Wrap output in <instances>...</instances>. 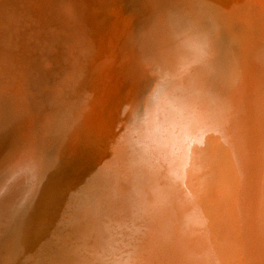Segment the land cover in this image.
I'll return each instance as SVG.
<instances>
[{
  "label": "rangeland",
  "instance_id": "1",
  "mask_svg": "<svg viewBox=\"0 0 264 264\" xmlns=\"http://www.w3.org/2000/svg\"><path fill=\"white\" fill-rule=\"evenodd\" d=\"M150 1L152 3L149 0H0V212L6 215L5 219L3 218L4 222L0 221V264H178L179 262V264H194L196 260V264H264V242H260L259 248L252 246L250 248L252 251H250L248 244L246 245V241L249 240L245 236H243L244 240L239 238L242 234L241 231L244 232L249 223V212L246 211L249 206H246V204L248 205L246 201L247 197H251L249 193L254 192L251 188L259 185L264 186V141L258 145V152H261L258 153V158L262 155L261 164L260 158L253 157L255 150H252V155L249 154L252 151L243 152L245 156L247 154V157L242 155V150L246 149V143L251 148L250 137L246 130L255 128V125L257 126L260 121L264 120L262 102H259L264 82L260 83L262 77L259 76L260 72H258L255 63L256 45L259 42L253 26L255 19L250 16V20L240 10V13L236 14L229 11L228 8L226 9L229 12L227 11L221 16L224 19L228 18L226 19L227 24L223 20L213 17L210 26L214 27L222 21L220 23L226 26L228 40L240 43L233 42L236 44V50H241L242 45L245 48L238 55L239 58L241 54L243 57L241 56L238 61L240 68H238L239 72L237 71L235 77L231 74L232 66L230 65V59L234 55H232L233 53L226 54L227 58L222 63L223 72L219 69L221 74L223 73L222 77L221 74L215 75L216 72L212 70L215 67L214 59H221V54L219 53V55L217 52L220 38L208 35L207 22L199 10L205 4L206 11L210 13L209 6L212 0H193L192 2L189 0H173V2L172 0H158V2L156 0L158 4L155 0ZM254 3L253 7L261 13L264 12L259 8V2ZM261 3L264 4V0ZM159 6H161V11ZM182 9L184 11L189 9L192 18H190L189 12L187 14ZM194 9L195 11H193ZM177 15L181 17L180 22ZM263 15L264 13H262ZM186 20H190L188 23L190 25L192 23L191 26L194 27V29L191 27L192 30H188L190 33L186 31V28L183 29ZM176 24L179 26L178 28L175 26ZM216 26L214 28H217ZM111 27L116 30H111ZM212 27L211 30L214 29ZM238 30L239 35L236 34ZM114 32L116 34L119 32V34L116 35ZM177 32L180 33L179 36L176 35ZM187 33L189 36L185 35ZM190 35L195 38H190ZM186 36L188 37L186 38ZM202 38H205L204 44L202 43L204 49L209 47L207 54L201 52V49L196 52L194 49L197 48L194 47V44L191 46L192 41L198 44V39ZM104 40L105 42H103ZM169 40L171 42H168ZM238 40L246 41L242 44ZM106 41L112 46L107 45ZM187 42L190 44V48ZM184 50L191 52L189 54ZM193 51L194 53L191 54ZM140 55L147 57L146 61L149 60L150 67L144 68L148 75H146L144 83L139 84L141 87L135 96V99L137 98L135 111L133 108L130 110L133 113L132 122L131 124L128 121L123 123L125 121L123 117L125 115L126 118L128 108L125 107L122 116L120 114L118 117V110L116 111L110 105L113 98H116L120 93H124L125 99L128 90H124L126 87L124 84L127 83L128 78H131L130 82H133L134 85H138L137 78L139 75L142 77L139 74L140 70L143 66H147L145 59ZM242 64H245L244 67L247 68L250 65V69L246 70ZM152 68L155 69L152 70ZM186 73L191 75L187 76ZM132 76H137V81ZM184 78L189 80L188 83ZM193 78L195 80L197 78L198 81L196 82ZM208 78L210 80H207ZM116 84L118 85L116 86ZM259 88L261 89L257 92ZM152 90L155 96L152 95ZM195 90H198L196 91L198 93ZM186 91L190 92L187 94ZM204 91L209 94H206L207 98L211 99L212 97V100L215 101L212 102V105L216 106L209 104L208 109H211L212 112L204 110L203 115H200L202 108L200 109L197 100L200 102ZM214 92L215 94H213ZM216 94L218 95L216 96ZM186 96L188 99H185ZM227 98L230 99V103ZM120 100L121 103L124 101ZM227 103L229 104L227 105ZM255 106L258 107L255 108ZM148 107H151L152 111H150L151 108L147 109ZM234 110L237 114L234 117L238 116L236 120L232 117L235 113ZM183 112L189 116L183 115L186 117L184 120L182 119L181 128L178 126L180 123L178 116ZM208 114L210 118L207 117ZM168 116L173 120L170 131L174 132L168 133L170 140L168 139L167 143L169 144L164 147L162 146L165 137L163 133L167 127ZM176 116L177 125L175 124ZM230 116L240 124H238L235 134L239 137L235 136L234 139L232 134L229 135L232 133ZM202 117L207 120L204 121ZM141 119L139 127L134 129ZM145 123L149 125H145ZM124 124L125 126H123ZM162 127L164 128L161 129ZM157 133L163 137H159ZM172 134L173 136H171ZM156 136L158 139L155 138ZM259 137L257 135V139L261 141ZM235 146L236 151L234 152L232 150H235ZM161 147L167 149L164 153L167 161L163 160L162 168L159 171V168L153 165L155 157L152 156H155L162 149ZM217 155L218 158L226 160L221 159L220 161ZM231 157L234 161L231 160ZM240 157L243 160L239 159ZM248 158L254 162L249 161ZM176 160L181 161L175 163ZM186 160L187 163H190L189 165L193 164L190 167L191 170L186 166ZM214 161L215 164L217 163L216 165H219V170L215 168V164H212ZM222 161H226L225 163L228 165L222 163L226 169L228 168L226 173L225 168H221L223 167L220 164ZM181 165L185 172H182ZM152 166L153 169H151ZM242 167L245 172L244 170L241 172ZM174 170L177 171L176 176L175 173L173 174ZM205 170L206 173H204ZM158 173L159 176L156 179L155 174L158 175ZM103 174L105 175L103 176ZM222 174L225 176L224 182L221 184L222 187L218 186V189L216 186L215 188V182L217 184L219 179L223 180ZM184 176L185 184L182 186ZM208 178L210 179L209 183L207 182ZM227 180L228 183L225 184ZM157 182H159L158 185H155ZM212 184L214 185L212 186ZM164 190L166 191L164 192ZM256 190H258L257 187ZM29 194L32 196L30 197ZM256 194L259 193L256 192ZM256 194H251L252 200L255 199ZM15 198L17 201L14 200ZM11 203L14 205H10ZM22 204H26L24 208ZM188 207H190L189 210L196 209L194 214L187 212ZM200 209L205 211V215L202 213L204 211ZM225 210L226 213L232 215L233 219L229 220L230 217L225 213ZM214 211L220 213L214 214ZM185 213L190 217L183 216ZM165 216L167 217L164 218ZM225 217L227 218L225 219ZM176 218L177 221H175ZM219 218H222V224ZM192 219H196L199 224ZM225 221H228L227 226L230 228L228 229H232L233 233L228 231ZM8 223L13 228H10L9 225L7 227ZM230 224L237 226L234 225L231 228ZM209 225L211 226L209 227ZM2 227L5 229L2 230ZM203 227L205 228L203 229ZM157 229H159V233L162 232L159 234ZM165 229L168 231L166 232ZM235 230L237 231L235 232ZM215 232L218 233L217 236ZM180 233H185L187 236H183L182 240L176 239ZM208 233L209 236H207ZM210 237L212 239H209ZM223 238L224 241L226 239V244H223ZM237 238L239 239L237 240ZM240 241L243 243L241 244ZM213 242L215 243L213 244ZM232 243L236 244V247L233 248ZM211 248L216 249L213 251ZM243 248H247V252ZM255 248L257 249L255 250ZM181 249H185V254ZM233 250L237 251L233 252ZM183 254L187 257L182 256Z\"/></svg>",
  "mask_w": 264,
  "mask_h": 264
},
{
  "label": "bare ground",
  "instance_id": "2",
  "mask_svg": "<svg viewBox=\"0 0 264 264\" xmlns=\"http://www.w3.org/2000/svg\"><path fill=\"white\" fill-rule=\"evenodd\" d=\"M141 1V0H140ZM146 1V0H145ZM156 1V0H155ZM158 1V0H157ZM157 1H156V4H158L157 3ZM163 1V0H162ZM161 1V2H162ZM166 1V0H165ZM189 1H193V0H189ZM223 1V2H222ZM261 1L262 0H215V1H213L212 0V3H211V5L209 6L210 7V13H208L207 11H206V9L205 8H207V6L205 5H202V7H200L201 9H199V10H201V12H200V14H203V17H204V20L207 22L206 24H207V28H206V30H208V35H211V36H213V37H215V38H217L218 39V37L220 38L219 40V45H217V52H218V54L220 55V57H221V59H217V60H215L214 59V63H213V65L215 66L212 70H213V72L215 71L216 72V74L215 75H219V74H221V71H222V63H223V61L224 60H226V54H229V53H233L232 55H234L233 56V58H231L230 60V62H231V66H232V76L233 77H235V75H236V73H237V71L239 70L238 68H240L239 67V62L238 61H240V59H241V56H242V54H241V56H240V58L238 57V55H240L239 53H242V49H245V48H243L244 47V45H242L243 47H242V51L239 49V50H236V44L235 43H237V44H240V43H238V42H235V40L233 41V42H235V43H233L232 42V40L230 41V40H228V38H227V33H226V26L223 24V23H220V22H222V21H220L218 24H216L215 26L217 27V28H214V27H212V26H210V23H211V21L213 20V17L214 18H218L219 20L221 19V20H223L226 24H227V20L226 19H228V18H226V19H224V17H221L224 13H227V9L226 8H228L229 9V11H232V12H234V13H236V14H239L240 12H239V10L241 11V13L246 17V18H250V20H251V17L252 18H254L255 20H254V24H253V26H254V29H255V33L257 34V39H258V43H257V45H256V61H255V63H256V66H257V68H258V72H260V74H259V76H261L262 77V79L260 80V83H261V81L262 82H264V40H263V37H264V25L262 26V24H264V15L262 16V13H264V12H260V11H258V9L257 8H255V7H253L252 5L253 4H255L254 2H259L260 3V6H259V8H260V10H264V4H262L261 3ZM51 2V1H50ZM149 2L150 3H152L150 0H149ZM154 2V1H153ZM159 2V1H158ZM172 2H173V0H172ZM175 2V1H174ZM69 3V2H68ZM129 3V2H128ZM164 3V2H163ZM176 3V2H175ZM181 3H183V2H181ZM199 3V2H198ZM201 3V2H200ZM210 3V2H209ZM209 3L207 4V5H209ZM107 4H110V3H107ZM117 4V3H116ZM136 4V3H135ZM174 4V3H173ZM179 4V3H178ZM193 4V3H192ZM196 4V3H195ZM223 4V5H222ZM143 5V4H142ZM145 5V4H144ZM160 5V4H159ZM161 5H163V4H161ZM175 5V4H174ZM194 5V4H193ZM104 6V5H103ZM116 6V5H115ZM114 6V7H115ZM129 6V5H128ZM150 6V5H149ZM148 6V7H149ZM164 6V5H163ZM184 6V5H183ZM200 6V5H199ZM145 7V6H144ZM143 7V8H144ZM156 7H157V5H156ZM155 7V8H156ZM161 6H159V8H160ZM187 7V6H186ZM208 7V8H209ZM153 8V7H152ZM158 8V9H159ZM164 8V7H163ZM107 9V8H106ZM146 9V8H145ZM154 9V8H153ZM181 9V8H180ZM180 9H179V11H180ZM190 9V8H189ZM189 9H187L186 11H184L183 9H182V11H184V12H187V14H188V12H189ZM192 9V8H191ZM224 9V10H223ZM149 10V9H148ZM152 10V9H151ZM156 11H158L157 9H155ZM178 10V9H177ZM177 10H176V13H177ZM110 11V10H109ZM130 11H132V10H130ZM145 11V10H144ZM160 11H161V8H160ZM193 11H195V9L193 10ZM192 11V12H193ZM228 11V12H229ZM159 12V11H158ZM167 12V11H166ZM196 12H197V10H196ZM155 13V12H154ZM107 14V13H106ZM112 14V13H111ZM129 14V13H128ZM193 14H195V13H193ZM199 14V15H200ZM235 14V15H236ZM137 15V14H136ZM140 15H142V14H140ZM156 15V14H155ZM159 15H160V13H159ZM159 15H157V16H159ZM170 15V14H169ZM212 17H211V16ZM228 15V14H227ZM156 16V17H157ZM164 16H165V14H164ZM166 16H168V15H166ZM181 16V15H180ZM189 16H191L190 15V12H189ZM224 16H226V15H224ZM251 16V17H250ZM103 17V16H102ZM105 17V16H104ZM114 17V16H113ZM129 17V16H128ZM173 17V16H172ZM177 17H178V15H177ZM182 17H184V16H182ZM186 17V16H185ZM133 18V17H132ZM140 18V17H139ZM158 18V17H157ZM156 18V19H157ZM161 18V17H160ZM166 18H168V17H166ZM181 17H178V20L180 19ZM190 18H192V16L190 17ZM159 19V18H158ZM161 19H163V18H161ZM164 19H165V17H164ZM183 19V18H182ZM189 19V18H188ZM203 19V18H202ZM202 19H201V21H202ZM216 19H214V20H216ZM167 20V19H166ZM191 20V19H190ZM190 20H186V22L184 21V23H185V25H183V29L184 28H186L187 30L186 31H188L189 29H191V27H193V26H191L192 25V23H191V25L188 23ZM106 21V20H105ZM135 21V20H134ZM174 21H175V19H174ZM176 21H177V19H176ZM192 21H194V20H192ZM198 21V20H197ZM256 21V22H255ZM121 22V21H120ZM160 22V21H159ZM178 22V21H177ZM179 22H180V20H179ZM182 22V21H181ZM204 22V21H203ZM202 22V23H203ZM136 23V22H135ZM158 23V22H157ZM169 23V22H168ZM183 23V24H184ZM201 23V24H202ZM212 23H214V22H212ZM215 23H216V21H215ZM214 23V24H215ZM113 24V23H112ZM173 24V23H172ZM214 24H212V25H214ZM261 24V25H260ZM103 25V24H102ZM110 25V24H109ZM135 25V24H134ZM194 25V24H193ZM248 25V24H247ZM112 26V25H111ZM142 26V25H141ZM155 26V25H154ZM171 26V25H170ZM175 26H177V24L175 25ZM194 26H196V25H194ZM204 26V28H205V24L203 25ZM100 27H101V24H100ZM114 27V26H113ZM113 27H111L112 29L111 30H113L114 28ZM166 27V26H165ZM172 27H173V25H172ZM179 26H177V28H178ZM211 27L212 28H214V29H212L211 30ZM167 28V27H166ZM174 28V27H173ZM176 28V29H177ZM181 28H182V26H181ZM200 28V27H199ZM105 29V28H104ZM159 29V28H158ZM161 29V28H160ZM172 29V28H171ZM175 29V28H174ZM180 29V28H179ZM193 29H194V27H193ZM250 29V28H249ZM99 30V29H98ZM97 30V31H98ZM110 30V31H111ZM114 30H116V29H114ZM155 30V29H154ZM162 30V29H161ZM169 30V29H168ZM192 30V29H191ZM210 30V31H209ZM214 30V31H213ZM216 30H217V33H216ZM235 30V29H234ZM247 30V29H246ZM103 31V30H102ZM109 31V32H110ZM121 31V30H120ZM170 31V30H169ZM185 31V32H186ZM201 31V30H200ZM203 31V30H202ZM107 32V31H106ZM122 32V31H121ZM148 32V31H147ZM152 32V31H151ZM181 32H182V30H181ZM211 32V33H210ZM230 32V31H229ZM236 32V31H235ZM241 32V31H240ZM104 33V32H103ZM111 33H113V32H111ZM115 33V32H114ZM126 33V32H125ZM183 33H184V31H183ZM188 33H190V31H188ZM188 33L187 34H185V35H188ZM203 33V32H202ZM238 33V34H237ZM108 34H110V33H108ZM116 34V33H115ZM117 34H119V32L117 33ZM116 34V35H117ZM122 34H124V33H122ZM195 34V33H194ZM214 34H215V36H214ZM232 34V33H231ZM236 34L237 35H239V30L236 32ZM161 35V34H160ZM176 35H180V33H178L177 32V34ZM183 35V34H182ZM203 35H204V33H203ZM207 35V34H206ZM86 36V35H85ZM132 36V35H131ZM155 36V35H154ZM189 36V35H188ZM188 36H186V38L188 37ZM200 36H202V35H200ZM205 36V35H204ZM210 36V37H211ZM229 36H231V35H229ZM108 37V36H107ZM112 37H113V35H112ZM170 37V36H169ZM192 37H194L195 38V36H192ZM191 37V35H190V38H192ZM197 37V36H196ZM208 37V36H207ZM206 37V38H207ZM209 37V38H210ZM234 37V36H233ZM246 37V36H245ZM173 38V37H172ZM183 38V37H182ZM185 38V37H184ZM185 38V39H186ZM212 38V37H211ZM236 38V37H235ZM247 38V37H246ZM249 38V37H248ZM106 39H108V38H106ZM175 39V38H174ZM179 39H181V38H179ZM185 39H183L184 41H185ZM205 39V38H204ZM203 38L202 39H198V41L196 40V39H192V40H196L197 41V43L198 44H196L195 42H193L191 39H189V40H191L192 41V44H191V46L194 44V47H196L197 49H194L196 52L197 51H199L198 49H201L202 51L201 52H206V54H207V52H208V48H206V50L204 49L205 47H203L202 46V43L204 44V40ZM237 39V38H236ZM254 39V38H253ZM123 40V39H122ZM165 40V39H164ZM182 40V39H181ZM210 40V39H209ZM241 40V39H240ZM240 40H238V41H240ZM152 41V40H151ZM186 41H187V39H186ZM246 41V40H245ZM245 41L243 40V42L245 43ZM103 42H105V40L103 41ZM107 42L108 41H106V44H107ZM148 42V41H147ZM168 42H171V40H169ZM189 42V41H188ZM187 42V43H188ZM207 42V41H206ZM210 42H211V40H210ZM215 42V41H214ZM241 42V41H240ZM243 42H241L242 44H243ZM184 43H186V42H184ZM209 43V42H208ZM208 43H207V45H208ZM106 44H105V46H106ZM167 44V43H166ZM177 44H179V43H177ZM180 44H182L181 42H180ZM189 44V43H188ZM235 44V45H234ZM107 45H109L110 46V44H107ZM123 45V44H122ZM163 45V44H162ZM247 45V44H246ZM245 45V46H246ZM104 46V45H103ZM102 46V47H103ZM112 46V45H111ZM110 46V47H111ZM125 46V45H124ZM156 46V45H155ZM185 46H186V44H185ZM190 46V44H189V48L191 47ZM210 46H211V44H210ZM85 47V46H84ZM161 47H163V46H161ZM175 47V46H174ZM193 47V48H194ZM212 47V46H211ZM220 47H224V48H220ZM239 47V46H238ZM109 48V47H108ZM122 48V47H121ZM159 48H160V46H159ZM176 48V47H175ZM186 48H188V45L186 46ZM188 48V49H189ZM151 49V48H150ZM158 49V48H157ZM183 49V48H182ZM208 49V50H207ZM211 49V48H210ZM127 50V49H126ZM154 50V49H153ZM170 50V49H169ZM173 50V49H172ZM177 50V49H176ZM192 50V49H191ZM215 50V49H214ZM109 51V50H108ZM125 51V50H124ZM135 51V50H134ZM185 51V50H184ZM212 51V50H211ZM226 51H227V53H226ZM77 52V51H76ZM137 52V51H136ZM135 52V53H136ZM168 52V51H167ZM183 52V51H182ZM185 52H187V51H185ZM191 52V51H190ZM190 52L188 51L187 53H189L190 54ZM210 52V51H209ZM113 53V52H112ZM117 53V52H116ZM172 53V52H171ZM178 53V52H177ZM186 53V54H187ZM194 53V51L191 53V54H193ZM200 53V52H199ZM245 53V52H244ZM198 54V53H197ZM217 54V53H216ZM129 55V54H128ZM148 55L150 56V54L148 53ZM195 55V54H194ZM193 55V56H194ZM200 55H201V53H200ZM209 55V54H208ZM219 55H218V57H219ZM232 55H230V56H232ZM130 56V55H129ZM140 56H142L144 59H145V61H146V58L143 56V55H140ZM157 56H158V54H157ZM164 56V55H163ZM177 56V55H176ZM186 56V55H185ZM184 56V57H185ZM199 56V55H198ZM198 56H197V59H198ZM107 57V56H106ZM122 57V56H121ZM196 57V56H195ZM206 57V56H205ZM225 57V59H223V58ZM243 57V56H242ZM140 58V57H139ZM181 59H182V57H180ZM239 58V59H238ZM120 59V58H119ZM187 59V58H186ZM185 59V60H186ZM196 60V59H195ZM140 61H142L143 62V60H140ZM149 61V60H148ZM148 61H146V63H147V66L145 67V66H143L142 67V70H140V72L141 73H139V74H141L142 75V77L139 75V78H137V80H136V77L138 76H132L133 77V79H135L138 83V85H134V83L133 82H130L131 81V78H128L127 79V83L125 82V81H123V82H125V89L124 90H128L127 92H128V94L125 96V99H124V93H120V94H118L117 96H116V98H113V102H112V104L110 105V107H113L116 111L118 110V113H117V116L119 117V115L121 114V116H122V113H123V110H124V108L125 107H127L126 109H127V113H126V118H125V115H124V120L125 121H123V123H125L126 121H128V122H130L129 124H131V117L133 116V113L130 111V110H132V108L134 109V111H135V107L137 106V105H135V101H137V98L135 99V96H136V94L138 93V91H139V88L141 87V86H139V84L140 83H144V81L146 80V78H147V76L146 75H148V73L147 72H145V70H144V68L145 69H147V67H150L149 66V62ZM154 61V60H153ZM152 61V62H153ZM161 61V60H160ZM229 61V60H228ZM248 61V60H247ZM217 62V63H216ZM187 63V62H186ZM235 63H236V65H235ZM192 64V63H191ZM153 65V64H152ZM196 65V64H195ZM245 65V64H244ZM244 65L242 64V66L244 67ZM249 65V64H248ZM238 66V67H237ZM250 66V65H249ZM249 66H248V68H249ZM190 67V66H189ZM228 67V66H227ZM94 68V67H93ZM218 68V69H217ZM244 68H246V70L248 69L247 67H244ZM149 69V68H148ZM153 69H155V68H152V70ZM157 69V68H156ZM219 69L221 70V71H219ZM235 69V70H234ZM250 69V68H249ZM122 70V69H121ZM125 70V69H124ZM158 70V69H157ZM185 70H186V67H185ZM245 70V71H246ZM144 71V72H143ZM189 71V70H188ZM187 71V72H188ZM231 71V70H230ZM250 71V70H249ZM255 71V70H254ZM125 72V71H124ZM153 72V71H152ZM155 72V71H154ZM157 72V71H156ZM155 72V73H156ZM194 72V71H193ZM223 72V71H222ZM239 72V71H238ZM184 73V75H185V72H183ZM225 73H226V71H225ZM128 74V73H127ZM136 74V73H135ZM150 74V73H149ZM223 74V73H222ZM222 74H221V76H222ZM254 74V73H253ZM120 75V74H119ZM186 75H187V73H186ZM191 74H188L187 76H190ZM214 75V76H215ZM226 75V74H225ZM247 75V74H246ZM258 75V74H257ZM195 76V75H194ZM196 76H197V73H196ZM229 76V75H228ZM126 77V76H125ZM153 77V76H152ZM200 77V76H199ZM199 77H198V79H199ZM223 77V76H222ZM232 77V78H233ZM258 77V76H257ZM121 78H123V77H121ZM186 78V77H185ZM184 78V79H185ZM190 78V77H189ZM189 78H187V79H189ZM202 78V77H201ZM230 78V77H229ZM194 80H195V78H193ZM220 79H222V78H220ZM258 79V78H257ZM256 79V80H257ZM122 80H124V79H122ZM154 80V79H153ZM186 80V79H185ZM207 80H210L209 78L207 79ZM215 80V79H214ZM224 80V79H223ZM133 81V80H132ZM182 81H184V80H182ZM181 81V82H182ZM187 81H189V80H186V82ZM192 81V80H191ZM196 82L198 81L197 80V78H196V80H195ZM211 81H213V79H211ZM216 81H218V80H216ZM222 81V80H221ZM233 81V80H232ZM117 82V81H116ZM195 82V83H196ZM200 82V81H199ZM225 82V81H224ZM228 82V81H227ZM122 83V82H121ZM188 83V82H187ZM213 83H215V82H213ZM226 83V82H225ZM119 84V83H118ZM118 84H116V86L118 85ZM154 84V83H153ZM184 84V83H183ZM217 84H218V82H217ZM219 84H220V82H219ZM130 85H132L131 87H130ZM164 85V84H163ZM162 85V86H163ZM185 85V84H184ZM192 85V84H191ZM199 85V84H198ZM216 85V84H215ZM214 85V86H215ZM248 86H249V84H247ZM137 86V87H136ZM154 86V85H153ZM187 86V85H186ZM185 86V87H186ZM201 86V85H200ZM203 86V85H202ZM208 86V85H207ZM218 86V85H217ZM217 86H215V87H217ZM229 86V85H228ZM259 86H260V84H259ZM190 87V86H189ZM261 87V86H260ZM154 88V87H153ZM164 88V87H163ZM190 88H192V87H190ZM195 88V87H194ZM201 89H202V87H200ZM200 88H199V90H200ZM205 88V87H204ZM224 88V87H223ZM116 89V88H115ZM123 89V88H122ZM186 89V88H185ZM187 89H189V88H187ZM216 89V88H215ZM239 89V88H238ZM260 89L261 88H259V90L257 91V92H259L260 91ZM108 90H109V88H108ZM157 90V89H156ZM189 90H191V89H189ZM203 90V89H202ZM223 90V89H222ZM224 90H225V88H224ZM241 90H242V88H241ZM243 90H244V88H243ZM104 91V90H103ZM182 91H183V89H182ZM196 91H198V90H195V92ZM226 91V90H225ZM239 91H240V89H239ZM246 91V90H245ZM187 92V91H186ZM190 92V91H189ZM189 92H187V94L189 93ZM192 92V91H191ZM222 92V91H221ZM247 92V91H246ZM261 92H262V95H261V98H260V100H259V102H262V109H263V113H264V88L261 90ZM119 93V92H118ZM193 93H194V91H193ZM196 93H198V92H196ZM234 93V92H233ZM160 94V93H159ZM185 94V93H184ZM190 94H192V93H190ZM201 94H202V92H201ZM200 94V95H201ZM209 95L208 93H206L205 91L203 92V97L202 98H200L201 100H200V102H199V100H197L198 101V105H199V107H200V111H202L201 113H200V115L204 112V110H206V111H211V109L209 110L208 109V105L209 104H211V106H216V105H212V102H215V101H213L212 100V97H211V99L210 98H207L208 96L207 95ZM210 94H211V92H210ZM213 94H215V92L213 93ZM212 94V95H213ZM246 94V93H245ZM152 95H153V90H152ZM218 94H216V96H217ZM236 95H237V93H236ZM250 95V94H249ZM248 95V96H249ZM153 96H155V95H153ZM177 96V95H176ZM199 96V95H198ZM214 96V95H213ZM234 96V95H233ZM258 96V95H257ZM121 97V98H120ZM179 97V96H178ZM187 97V96H186ZM185 97V99H188V97L186 98ZM196 98H198L197 96H195ZM200 97V96H199ZM244 97V96H243ZM250 97V96H249ZM263 97V98H262ZM104 98V97H103ZM174 98H176L175 96H174ZM183 98V97H182ZM216 98V97H215ZM215 98H213L214 100H215ZM229 98V97H228ZM227 98V99H228ZM231 98V97H230ZM248 98V97H247ZM120 99H123L124 101L121 103V100ZM158 99V98H157ZM179 99V98H178ZM240 99V98H239ZM112 100V99H111ZM177 100V99H176ZM176 100H175V102H176ZM181 100V99H180ZM219 100V99H218ZM217 100V101H218ZM230 99H228V102L230 103V101H229ZM245 100V99H244ZM250 100V99H249ZM181 101H186V100H181ZM189 101V100H188ZM188 101H186V102H188ZM193 101H195V100H193ZM232 101V100H231ZM99 102H101V101H99ZM178 102H180V101H178ZM226 102V101H225ZM235 102V101H234ZM119 103H121V104H119ZM169 103V102H168ZM229 103H227V105L229 104ZM247 103V102H246ZM250 103V102H249ZM258 103V102H257ZM166 104V103H165ZM194 104V103H193ZM215 104V103H214ZM219 104V103H218ZM217 104V105H218ZM245 104V103H244ZM153 105V104H152ZM178 105H180V104H178ZM189 105V104H188ZM232 105V104H231ZM234 105H236V104H234ZM256 105H259V104H256ZM175 107H176V105H174ZM191 106H194V105H191ZM167 107V106H166ZM165 107V108H166ZM170 107V106H169ZM221 107V106H220ZM236 107V106H235ZM235 107H233V108H235ZM243 107V106H242ZM258 107V106H257ZM256 106H255V108H257ZM151 108V107H150ZM149 107L147 108V109H150ZM237 109H238V107H236ZM255 108H254V110H255ZM125 109V110H126ZM161 109V108H160ZM159 109V110H160ZM176 109V108H175ZM178 109V108H177ZM220 109V108H219ZM236 109V110H237ZM129 110V111H128ZM191 110V109H190ZM195 110V109H194ZM213 110V109H212ZM236 110H234L235 111V113L233 114V118H235V120H236V117H238V116H236V117H234V115L236 114ZM147 111V110H146ZM150 111H152V108L150 109ZM178 111H180V110H178ZM178 111H177V114H178ZM187 111V110H186ZM216 111V110H215ZM233 111V110H232ZM243 111V110H242ZM248 111H249V109H248ZM84 112V111H83ZM86 112V111H85ZM95 112V111H94ZM126 112V111H125ZM156 112V111H155ZM190 112V111H189ZM212 112V111H211ZM239 112H240V110H239ZM106 113V112H105ZM132 113V114H131ZM147 113V112H146ZM146 113H145V115H146ZM152 113V112H151ZM217 113V112H216ZM259 113V112H258ZM129 114H131V116H129ZM186 113L185 112H183L181 115H179L178 116V120L180 121V123H179V125L178 126H182V125H180L181 123H183V120H184V118L186 117H184L183 115H185ZM192 114V113H191ZM108 115V114H107ZM167 115V114H166ZM186 115H188L189 116V114H186ZM203 115V114H202ZM212 115V114H211ZM218 115H219V113H218ZM237 115V114H236ZM259 115V114H258ZM263 116V118H264V114H262ZM86 116V115H85ZM104 116V115H103ZM116 116V115H115ZM116 116V117H117ZM148 116H149V114H148ZM188 116H187V118H188ZM196 116V115H195ZM199 116V115H198ZM214 116V115H213ZM244 116H245V114H244ZM248 116V115H247ZM89 117V116H88ZM92 117V116H91ZM117 117V118H118ZM169 118H168V123H167V127H166V129H165V131H164V139H163V145L162 146H164V147H167V145L166 144H169V143H167L168 142V139H169V132H171V131H173V130H171L170 131V129H172L171 128V126L173 125V120H172V118L170 117V116H168ZM191 117H192V115H191ZM190 117V118H191ZM207 117L208 118H210V116H209V114L207 115ZM231 117V116H230ZM230 118V123H231V126H232V128H230L232 131V133H230L229 135H233L232 137H233V139L234 138H236L235 136H237V137H239L238 135H235L237 132V129H238V122L237 121H235V120H233V118ZM153 118V117H152ZM163 118V117H162ZM252 118H253V116H252ZM257 118H259V117H257ZM88 119V118H87ZM128 119H130V120H128ZM183 119V120H182ZM202 119L205 121V120H207V119H205L204 117H202ZM216 119V118H215ZM248 119V118H247ZM119 120V119H118ZM152 120V119H151ZM159 120V119H158ZM209 120V119H208ZM216 120H218V119H216ZM148 121V120H147ZM146 121V122H147ZM186 121V120H185ZM184 121V122H185ZM210 121V120H209ZM241 121V120H240ZM244 121V120H243ZM142 122V119L140 120V122L138 121V123H137V125L136 126H134L135 128L134 129H136V127H139L138 125L140 124ZM149 122H150V120H149ZM197 122H199V121H197ZM201 122V121H200ZM154 124V123H153ZM175 124L177 125V116H176V122H175ZM203 124H205V123H203ZM206 124H207V121H206ZM213 124V123H212ZM218 124V123H217ZM145 125H149V124H146L145 123ZM200 125V124H199ZM222 126H223V124H221ZM240 125V124H239ZM252 125H254L253 124V122H252ZM117 126V125H116ZM123 126H125V124L123 125ZM185 127H186V125H184ZM214 126V125H213ZM224 126H225V124H224ZM101 127V126H100ZM132 127V126H131ZM179 127V128H180ZM200 127V126H199ZM211 127V126H210ZM258 127V128H257ZM85 128V127H84ZM96 128V127H95ZM144 128H146V127H144ZM151 128V127H150ZM164 127H162L161 129H163ZM182 128V127H181ZM184 128V127H183ZM203 128V127H202ZM245 128V127H244ZM93 129H94V127H93ZM178 129V128H177ZM213 129V128H212ZM217 129V128H216ZM246 129H247V127H246ZM259 129V130H258ZM132 130V129H131ZM149 130V129H148ZM175 130V129H174ZM179 130V129H178ZM177 130V131H178ZM196 130H198V129H196ZM199 130H202V129H199ZM213 130H215V129H213ZM155 131V130H154ZM160 131H162V130H160ZM185 131H187L186 129H185ZM228 131H229V128H228ZM143 132H145L144 130H143ZM148 132V131H147ZM174 132V131H173ZM183 132V131H182ZM246 132L249 134V137H250V145H251V148H249L248 147V143H246L245 145H246V149H243L242 150V155L244 156V157H247V154H246V156L244 155V153L245 152H249V151H252V150H255L254 151V154H253V151H252V153H249L250 155H254L253 157H256V158H258V153H261V152H258V145H259V143L260 142H262V141H264V120L263 121H260V123L256 126L255 125V128L253 127V128H250V129H248V130H246ZM177 133V132H176ZM183 133H187V132H183ZM196 133H198V131H196ZM227 133V132H226ZM238 133H241V132H239L238 131ZM243 133V132H242ZM96 134V133H95ZM98 134V133H97ZM100 134V133H99ZM153 134H154V132H153ZM157 134H159V137L161 136L160 135V133H157ZM246 134V133H245ZM133 135V134H132ZM205 135V134H204ZM224 135V134H223ZM242 135V134H241ZM257 135L258 136H260L259 138H261V141H259V139H257ZM97 136V135H96ZM145 136V135H144ZM154 136V135H153ZM171 136H173V134L171 135ZM194 136V135H193ZM196 136V135H195ZM201 136H202V134H201ZM228 136V135H227ZM226 136V138H228ZM246 136H247V134H246ZM136 137H137V135H136ZM161 137H163V136H161ZM215 137V136H214ZM231 137V136H230ZM231 137V138H232ZM255 137V138H254ZM146 138V137H145ZM154 137H152V139H153ZM155 138H157L158 139V137L156 136ZM206 139V138H205ZM238 139V138H237ZM255 139H256V141H255ZM154 140V139H153ZM170 140V139H169ZM240 140V139H239ZM238 140V141H239ZM246 140V139H245ZM151 141V140H150ZM200 141V140H199ZM234 141V140H233ZM237 141V140H236ZM97 142V141H96ZM147 142V141H146ZM158 142H160V141H158ZM221 142V141H220ZM248 142V141H247ZM131 143V142H130ZM144 143H145V141H144ZM209 143V142H208ZM211 143V142H210ZM241 143V142H240ZM264 143V142H263ZM140 144V143H139ZM150 144H152V143H150ZM149 144V145H150ZM215 144V143H214ZM262 144V143H261ZM134 145V144H133ZM203 145V144H202ZM220 145V144H219ZM140 146V145H139ZM159 146V145H158ZM212 146V145H211ZM215 146H216V144H215ZM226 146V145H225ZM227 146H228V144H227ZM80 147V146H79ZM105 147V146H104ZM145 147V146H144ZM164 147H161L162 149L160 150V151H158L157 152V154L155 155V156H152V157H155L154 159H153V165L154 166H156V167H158L159 168V171L161 170V168H162V164H163V160H165V161H167V157L165 156V151H167V149L166 148H164ZM106 148V147H105ZM108 148V147H107ZM164 148V149H163ZM170 148V147H169ZM202 148V147H201ZM210 148V147H209ZM216 148V147H215ZM228 148V147H227ZM230 148V147H229ZM228 148V149H229ZM130 149V148H129ZM150 149V148H149ZM170 149H172V148H170ZM233 149V148H232ZM239 149V148H238ZM134 150V149H133ZM140 150V149H139ZM158 150V149H157ZM225 150V152H226V149H224ZM240 150H241V148H240ZM232 151H236V146H235V150H232ZM231 151V152H232ZM260 151H261V149H260ZM126 152V151H125ZM130 152V151H129ZM135 152V151H134ZM170 152H172V151H170ZM216 152V151H215ZM219 152V151H218ZM223 152V151H222ZM240 152V151H239ZM244 152V153H243ZM256 152V153H255ZM264 152V151H263ZM167 153H169V152H167ZM229 153V152H228ZM237 153V152H236ZM241 153V152H240ZM32 154V153H31ZM128 154H130V153H128ZM143 154V153H142ZM141 154V155H142ZM194 154V153H193ZM201 154V153H200ZM213 154H215V153H213ZM213 154L211 155V158H212V156H213ZM220 154V153H219ZM226 154V153H225ZM263 154V153H262ZM121 155V154H120ZM132 155V154H131ZM171 156H172V153L170 154ZM228 155V154H227ZM226 155V156H227ZM230 155H232L233 157H235L233 154H230ZM229 155V156H230ZM249 155V156H250ZM129 156V155H128ZM215 156V155H214ZM221 156H223L222 154H221ZM225 156V157H226ZM237 156H239V155H237ZM243 156H241V157H243ZM260 156V155H259ZM150 157V156H149ZM157 157V158H156ZM239 158V159H242L243 160V158ZM261 157H262V155H261ZM261 157H259L260 158V164H261ZM206 158H208V157H206ZM210 158V159H211ZM214 158V157H213ZM215 158H216V156H215ZM217 158H218V155H217ZM258 158V159H259ZM117 159H119V158H117ZM122 159H123V157H122ZM139 159V158H138ZM152 159V158H151ZM174 159V158H173ZM218 159H220V158H218ZM222 159V158H221ZM221 159H220V161H221ZM224 160H226L225 158H223ZM222 159V160H223ZM228 159H229V157H228ZM245 159V158H244ZM250 158H248V160H249ZM255 159V158H254ZM140 160V159H139ZM175 160V159H174ZM231 160H233L232 159V157H231ZM247 160V159H246ZM135 161V160H134ZM148 161V160H147ZM152 161V160H151ZM179 162V161H181V160H176L175 161V163L176 162ZM230 161V160H229ZM234 161V160H233ZM239 161V160H238ZM249 161H252V159L251 160H249ZM255 161L256 162H258V160H256L255 159ZM117 162H120V161H118L117 160ZM174 162V161H173ZM199 162V161H198ZM216 162H217V159H216ZM219 162V161H218ZM224 161H222L220 164H222ZM226 162V161H225ZM224 162V163H225ZM235 162H237V161H235ZM242 163L244 162V161H241ZM252 162H254V161H252ZM255 162V163H256ZM258 162V163H259ZM102 163V162H101ZM138 163V162H137ZM181 163V162H180ZM185 163H186V166L187 167H191L192 165H189L190 163H187V160L185 161ZM228 163V162H227ZM33 164V163H32ZM133 164V163H132ZM148 164V163H147ZM171 164V163H170ZM172 164H174V163H172ZM212 164H215V161L212 163ZM217 164V163H216ZM215 164V165H216ZM229 164V163H228ZM232 162H231V166H232ZM245 164V163H244ZM246 164L248 165V162H246ZM245 164V165H246ZM259 164V165H260ZM105 165H107V164H105ZM164 165H166V164H164ZM168 165V164H167ZM225 165H226V163H225ZM238 165V164H237ZM239 165H242L243 166V164H240L239 163ZM238 165V166H239ZM256 165V164H255ZM259 165H257V167L259 166ZM113 166V165H112ZM161 166V167H160ZM174 166H175V164H174ZM174 166H171L172 168H175ZM222 166H223V164H222ZM226 166H228V165H226ZM30 167V166H29ZM123 167V166H122ZM171 167H169V168H171ZM219 165H216V167L215 168H217V170H219ZM245 167V166H244ZM244 167H242V169H241V172H242V170H244ZM260 167V166H259ZM27 168V167H26ZM137 168V167H136ZM169 168H168V170H169ZM214 168V167H213ZM221 168H225L224 166L223 167H221ZM233 169H234V167H232ZM246 168V167H245ZM34 169V168H33ZM119 169V168H118ZM150 169V168H149ZM151 169H153V166L151 167ZM176 169V168H175ZM222 169V170H223ZM115 170V169H114ZM120 170V169H119ZM181 170H183L182 172H185V170H184V167L181 165ZM190 170H191V168H190ZM189 170V171H190ZM211 170V169H210ZM226 170H228V168L226 169L225 168V173L227 172ZM231 170V169H230ZM238 170H239V168H238ZM237 170V171H238ZM90 171V170H89ZM103 171V170H102ZM143 171V170H142ZM175 171V170H174ZM192 171H193V169H192ZM248 171V170H247ZM134 172V171H133ZM181 172V173H182ZM207 171L205 170L204 171V173H206ZM220 172H222L221 170H220ZM244 172H245V170H244ZM19 173V172H18ZM87 173V172H86ZM97 173V172H96ZM98 173H100V172H98ZM161 173H163V172H161ZM166 173V172H165ZM175 173V176L177 175V171H175V172H173V174ZM223 173H224V171H223ZM34 174H36V173H34ZM33 174V175H34ZM144 174V173H143ZM148 174V173H147ZM153 175H154V172L152 173ZM172 174V173H171ZM172 174V175H173ZM212 174V173H211ZM220 174V173H219ZM237 175H238V172L236 173ZM91 175V174H90ZM93 175V174H92ZM91 175V176H92ZM102 175V174H101ZM105 174H103V176H104ZM210 175V174H209ZM218 175V174H217ZM226 175H229V174H226ZM232 175H234V174H232ZM23 176H24V174H23ZM99 176V175H98ZM152 176V175H151ZM158 176H159V173H158V175L157 174H155V177H156V179H158ZM175 176H173V177H175ZM213 176V175H212ZM219 176V175H218ZM223 178V180L222 181H220V179L219 178H217V179H219V181H217V184H216V182H215V188H216V186L218 187H220L221 186V184L224 182V178H225V176H223V174L221 175ZM220 176V177H221ZM231 176V175H230ZM236 176V175H235ZM241 176V175H240ZM155 177H153V178H155ZM171 177V176H170ZM206 177H207V175H206ZM214 177H217L216 175H214ZM213 177V178H214ZM232 177V176H231ZM234 177V176H233ZM232 177V178H233ZM99 178V177H98ZM149 178V177H148ZM167 178V177H166ZM180 178V177H179ZM210 178V177H209ZM208 178V180H207V182L209 183V179ZM228 178V177H227ZM226 178V179H227ZM235 178V177H234ZM37 179V178H36ZM90 179V178H89ZM103 179V178H102ZM149 179H151V178H149ZM212 179V178H211ZM216 179V180H217ZM229 179V178H228ZM17 180V179H16ZM23 180V179H22ZM106 180V179H105ZM180 180V179H179ZM231 180V179H230ZM230 180H229V182H230ZM92 181H94V180H92ZM91 181V182H92ZM151 181V180H150ZM170 181V180H169ZM172 181V180H171ZM174 181V180H173ZM183 184H181L182 186L185 184V176L183 177ZM212 181V180H211ZM34 182V181H33ZM138 182V181H137ZM152 182V181H151ZM153 182H154V180H153ZM159 182H161V181H159ZM159 182H157V184H155V185H158V183ZM182 182V181H181ZM200 182V181H199ZM214 182H212V183H214ZM7 183V182H6ZM30 183V182H29ZM28 183V184H29ZM37 183V182H36ZM147 183V182H146ZM163 183V182H162ZM178 183V182H177ZM226 183H228V180L225 182V184ZM20 184V183H19ZM27 184V183H26ZM25 184V185H26ZM34 184V183H33ZM38 184V183H37ZM36 184V185H37ZM153 184V183H152ZM169 184V183H168ZM199 184V183H198ZM204 184V183H203ZM14 185V184H13ZM135 185V184H134ZM154 185V184H153ZM153 185H152V187H153ZM155 185H154V188H155ZM170 185V184H169ZM208 185V184H207ZM214 184H212V186H213ZM35 186V185H34ZM38 186V185H37ZM91 186H93V185H91ZM163 186H166V185H163ZM205 186V185H204ZM226 186V185H225ZM40 187V186H39ZM168 187V186H167ZM219 187H218V189H219ZM222 187V186H221ZM223 187H224V184H223ZM256 187L258 188V190H256ZM256 187H254L253 189L251 188V190H253L254 192H252V193H255L256 194V192L257 193H259L258 195L256 194V197H255V199L254 200H252V193L250 192L249 193V195L251 196V197H247V201H246V203L248 202V205L246 204V206L248 207L249 206V209L248 210H246V211H248L247 213H248V219H249V223H248V225H247V227H245V229H244V232H243V230L241 231L242 232V234H241V237H239V238H241L242 240H244V237L243 236H245V238L246 239H248L249 241H246V245L248 244V246H249V250H250V248H252V246H256V247H258L259 248V246H260V242L262 241V242H264V186H256ZM262 187H263V189H262ZM34 188V187H33ZM162 188V187H161ZM208 188V187H207ZM212 189H214V187H211ZM16 189V188H15ZM20 189V188H19ZM232 189V188H231ZM24 190H27V189H24ZM217 190V189H216ZM250 190V191H251ZM262 190V191H261ZM17 191V190H16ZM29 191V190H28ZM34 191V190H33ZM163 191V190H162ZM166 190H164V192H165ZM209 191V190H208ZM222 191V190H221ZM2 192V191H1ZM104 192V191H103ZM29 193H31V192H29ZM34 193H35V191H34ZM232 193H233V190H232ZM19 195V194H18ZM132 195V194H131ZM254 195V194H253ZM28 196V195H27ZM29 196H30V194H29ZM32 196V195H31ZM30 196V197H31ZM20 197V196H19ZM19 197H17V198H19ZM17 198H15L14 200H16ZM21 199H22V196H21ZM24 200H25V198H24ZM23 200V201H24ZM27 200V199H26ZM130 200V199H129ZM17 201V200H16ZM22 201V202H23ZM149 201V200H148ZM15 202V201H14ZM14 202H12V203H14ZM19 202H21V201H19ZM29 202V201H28ZM12 203L10 204V205H12ZM24 203H26V202H24ZM27 204V203H26ZM26 204H22L23 205V208H24V205H26ZM14 205V204H13ZM12 205V206H13ZM16 205H18L17 203H16ZM7 206V205H6ZM20 206V205H19ZM18 206V207H19ZM215 206H217V205H215ZM234 206V205H233ZM1 207V206H0ZM199 207H201V206H199ZM10 208H11V206H10ZM189 208L190 207H188V210H189ZM194 208V207H193ZM207 208V207H206ZM215 208V207H214ZM213 208V209H214ZM191 209H192V207H191ZM203 209H204V207H203ZM219 209V208H218ZM222 209V208H221ZM221 209H220V212H221ZM9 210V209H8ZM16 209L14 208V214H15V211ZM18 210H19V208H18ZM187 210V212H193V214H194V210H196V209H194V210H189L188 211ZM200 210H202V209H200ZM200 210H199V212H200ZM227 210H229V209H227ZM9 211H11V210H9ZM21 211V210H20ZM202 211H204V210H202ZM3 212V211H2ZM6 212H7V210H6ZM13 212V211H12ZM18 212V211H17ZM24 212V211H23ZM22 212V213H23ZM185 212V211H184ZM198 212V211H197ZM207 212V211H206ZM220 212H216V213H220ZM224 212V211H223ZM230 212H231V210H230ZM232 212H233V209H232ZM21 213V214H22ZM161 213V212H160ZM201 213V212H200ZM203 214L205 213V211L204 212H202ZM215 213V211H214V214H216ZM222 213V212H221ZM225 213H226V210H225ZM13 214V217L16 215H14ZM20 214V215H21ZM192 214V213H191ZM202 214V215H203ZM226 214H230V213H226ZM234 214V213H233ZM8 215V214H7ZM160 215V214H159ZM182 215V214H181ZM180 215V217L183 219V217ZM188 214H186L185 213V215H183V216H187ZM196 215V214H195ZM198 215V214H197ZM205 215V214H204ZM220 215V214H219ZM218 215V216H219ZM4 216H6V215H3V214H1V212H0V221H3L4 222V220H3V218H4ZM189 216V215H188ZM217 216V215H216ZM215 216V217H216ZM224 216V215H223ZM231 216L232 215H229V217H230V219L229 220H231V219H233V218H231ZM236 216H238V215H236ZM243 216V215H242ZM18 217H20V216H18ZM167 216H165L164 218H166ZM175 217H177V216H175ZM179 217V218H180ZM190 217V216H189ZM192 217H195V216H193L192 215ZM201 217V216H200ZM207 217V216H206ZM228 217V216H227ZM227 217H225V219L227 218ZM233 217H234V215H233ZM7 218H9V217H7ZM12 218V217H11ZM163 218V219H164ZM196 218V217H195ZM198 218V217H197ZM202 218V217H201ZM235 218H239V217H235ZM5 219V218H4ZM16 219V218H15ZM161 219V218H160ZM172 219V218H171ZM181 219V220H182ZM217 219V218H216ZM216 219H215V221H216ZM221 219V221H220V223L222 222V218H219V220ZM224 219V220H225ZM227 219V220H228ZM8 220V219H7ZM6 220V221H7ZM16 220H18V218L16 219ZM164 220H166V219H164ZM170 220V219H169ZM192 220H196V219H192ZM203 220V219H202ZM205 220V219H204ZM203 220V221H204ZM209 220V219H208ZM214 220V219H213ZM223 220V221H224ZM228 220V221H229ZM235 220V219H234ZM237 220V219H236ZM5 221V222H6ZM11 221V220H10ZM12 221H13V219H12ZM173 221V220H172ZM175 221H177V218H176V220ZM180 220H178V222H179ZM228 221H225L226 222V225L225 226H227V222ZM233 221V220H232ZM161 222V221H160ZM166 222V221H165ZM164 222V223H165ZM174 222V221H173ZM177 222V223H178ZM214 222V221H213ZM238 222V221H237ZM240 222V221H239ZM13 223V222H12ZM180 223V222H179ZM196 223L197 224H199L198 222H197V220H196ZM230 223V222H229ZM3 224V223H2ZM5 224V223H4ZM3 224V225H4ZM168 224V223H167ZM215 224V223H214ZM219 224V223H218ZM218 224H217V227H218ZM222 224V223H221ZM224 224V223H223ZM8 225H9V223L8 224H6V226L8 227ZM162 225V224H161ZM171 226H173V225H176V224H174L173 223V225L172 224H170ZM193 225V224H192ZM234 225H236V224H234ZM233 225V226H234ZM20 226V225H19ZM157 226V225H156ZM168 226H169V224H168ZM196 226V225H195ZM211 225H209V227H210ZM230 226H231V228L233 227L231 224H230ZM237 226V225H236ZM236 226H235V228H236ZM9 227H10V225H9ZM119 227V226H118ZM163 227V226H162ZM165 227V226H164ZM163 227V228H164ZM206 227H207V225H206ZM3 228V227H2ZM10 228H13V227H10ZM155 228V227H154ZM153 228V229H154ZM158 228V227H157ZM163 228H160V230L162 229L163 230ZM167 228V227H166ZM169 228H170V226H169ZM172 228V227H171ZM205 227H203V229H204ZM215 228V227H214ZM222 228H223V226H222ZM224 228H226V227H224ZM229 227L227 226V229H228ZM234 228V229H235ZM0 229H1V225H0ZM5 229V227L2 229V230H4ZM9 229V228H8ZM211 229V228H210ZM230 229V228H229ZM228 229V231H231L232 232V229L231 230H229ZM237 229V228H236ZM243 229V228H242ZM155 230V229H154ZM153 230V231H154ZM158 230V233H159V229H157ZM166 230V229H165ZM208 230V229H207ZM206 230V231H207ZM215 230V229H214ZM217 230V229H216ZM221 230V229H220ZM222 230H224V229H222ZM8 230L6 229V232H7ZM168 231V229L166 230V232ZM211 231H212V229H211ZM227 231V230H226ZM227 231V232H228ZM234 231V230H233ZM237 230H235V232H236ZM239 231H240V229H239ZM5 232V231H4ZM3 232V233H4ZM162 232V231H161ZM160 232V233H161ZM196 232H197V230H196ZM205 232V231H204ZM224 232V231H223ZM230 232V233H231ZM159 233V234H160ZM195 233V232H194ZM202 233H203V231H202ZM214 232H212V234H213ZM216 233V232H215ZM219 233H220V231H219ZM233 233V232H232ZM6 234V233H5ZM198 234H199V232H198ZM217 234L218 233H216L215 235L217 236ZM224 234V233H223ZM226 234V233H225ZM234 234H236V233H234ZM1 235V234H0ZM103 235V234H102ZM169 235V234H168ZM171 235H173V234H171ZM214 235V234H213ZM238 235V234H237ZM9 236H11V235H9ZM8 236V237H9ZM158 236V235H157ZM183 236H187V234H185V233H180L179 234V236L178 237H176V239L177 238H180L181 240H182V237ZM207 236H209V233H208V235ZM220 236V235H219ZM218 236V237H219ZM221 236L223 237V235L221 234ZM234 236V235H233ZM232 236V237H233ZM2 237H3V235H2ZM173 237H175L174 235H173ZM215 237V236H214ZM217 237V238H218ZM222 237H220V238H222ZM229 237H230V235H229ZM208 238V237H207ZM206 238V239H207ZM225 238H226V236H225ZM239 238H237V240L239 239ZM169 239V238H168ZM209 239H212L211 237L209 238ZM227 239V238H226ZM226 239H225V241H226ZM229 239V238H228ZM231 239H233V238H231ZM230 239V240H231ZM174 240H175V238H174ZM230 240H227V241H229L230 242ZM6 241V240H5ZM167 241V240H166ZM172 241V240H171ZM179 241V240H178ZM190 241V240H189ZM188 241V242H189ZM210 241H212V240H210ZM214 241V240H213ZM218 241V240H217ZM223 241H224V238H223ZM224 241V243L223 244H226V242ZM177 242V241H176ZM219 242V241H218ZM218 242H217V244H218ZM232 242V241H231ZM241 242V244L243 243L242 241H240ZM5 243V242H4ZM170 243V242H169ZM178 243V242H177ZM215 242H213V244H214ZM238 243V242H237ZM171 244H172V242H171ZM170 244V245H171ZM229 244V243H228ZM227 244V245H228ZM231 244V243H230ZM254 244V245H253ZM177 245H179V244H177ZM183 245V244H182ZM219 245V244H218ZM232 245H233V243H232ZM236 245V244H235ZM235 245H233L232 247L234 248V246ZM240 245V244H239ZM172 246V245H171ZM195 246V245H194ZM209 246H210V243H209ZM238 246V245H237ZM185 247H187V246H185ZM206 247V246H205ZM211 247H212V245H211ZM214 247H215V245H214ZM236 247V246H235ZM238 247H241V246H238ZM238 247L236 248L237 250H238ZM243 247H244V245H243ZM164 248V247H163ZM168 248H169V246H168ZM175 248H176V244H175ZM178 249H180L179 247H177ZM184 248V247H183ZM213 248V247H212ZM211 248V250H213ZM1 249V248H0ZM192 249H193V247H192ZM191 249V250H192ZM206 250H207V248H205ZM216 249V248H215ZM214 249V250H215ZM244 249H246L245 251L247 252V248H243V250ZM257 248H255V250H256ZM170 250V249H169ZM172 250V249H171ZM182 251H183V253L185 252L183 249H181ZM213 250V251H214ZM236 250V251H237ZM242 250V249H241ZM1 251V250H0ZM198 251V250H197ZM196 251V253L198 254V252ZM203 251V250H202ZM208 251V250H207ZM235 250H233V252H236ZM250 251H252V250H250ZM209 252V251H208ZM208 252H206L207 253V255H209L208 254ZM242 253H243V251H241ZM249 252V251H248ZM160 253V252H159ZM165 253V252H164ZM168 253H169V251H168ZM190 253V252H189ZM202 253H204V252H202ZM201 253V254H202ZM216 253V252H215ZM215 253H214V255H215ZM238 253H239V251H238ZM179 254H182V253H179ZM185 254V253H184ZM182 255V256H186L187 257V255ZM200 254V255H201ZM213 254V253H212ZM157 255V254H156ZM169 255V254H168ZM190 255V254H189ZM167 256V255H166ZM166 256H165V258H166ZM173 256V255H172ZM180 256V255H179ZM182 256H181V258H182ZM202 256H204L203 254H202ZM202 256H200V257H202ZM217 256V255H216ZM168 257V256H167ZM176 257V256H175ZM192 257H195V256H192ZM197 257H199L198 255H197ZM212 257H214V256H212ZM6 258V257H5ZM5 258H3V259H5ZM173 258V257H172ZM181 258H179V259H181ZM189 258V257H188ZM204 258V257H203ZM202 258V259H203ZM209 258V257H208ZM214 258H216V257H214ZM164 259V258H163ZM167 259V258H166ZM178 259V258H177ZM194 259V258H193ZM6 260V259H5ZM184 260V259H183ZM186 260V259H185ZM163 261V260H162ZM177 261V260H176ZM181 261V260H180ZM187 261V260H186ZM195 261V260H194ZM197 261V260H196ZM195 261V262H196ZM212 261V260H211ZM164 262V261H163ZM171 262H172V260H171ZM179 262V261H178ZM194 262V264H196ZM202 262V261H201ZM206 262V261H205ZM208 262H209V260H208ZM161 263V262H160ZM166 263V262H165ZM180 263V262H179ZM178 263V264H179ZM188 263V262H187ZM199 263V262H198ZM203 263V262H202ZM207 263V262H206ZM167 264V263H166ZM173 264H175V263H173ZM182 264V263H181ZM201 264V263H200ZM203 264H205V263H203Z\"/></svg>",
  "mask_w": 264,
  "mask_h": 264
}]
</instances>
